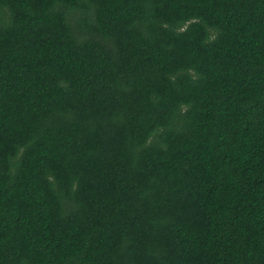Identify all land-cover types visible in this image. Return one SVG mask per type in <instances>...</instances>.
I'll use <instances>...</instances> for the list:
<instances>
[{
	"label": "trees",
	"instance_id": "16d2710c",
	"mask_svg": "<svg viewBox=\"0 0 264 264\" xmlns=\"http://www.w3.org/2000/svg\"><path fill=\"white\" fill-rule=\"evenodd\" d=\"M0 264H264V0H0Z\"/></svg>",
	"mask_w": 264,
	"mask_h": 264
}]
</instances>
